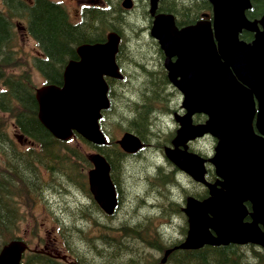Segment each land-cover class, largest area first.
<instances>
[{
	"label": "trees",
	"instance_id": "1",
	"mask_svg": "<svg viewBox=\"0 0 264 264\" xmlns=\"http://www.w3.org/2000/svg\"><path fill=\"white\" fill-rule=\"evenodd\" d=\"M105 1L108 3L107 8L91 7L84 10L82 19L73 24L60 4L48 0H34L30 4L4 0L6 11L0 10V82L3 87L0 90V113L8 114L16 129L31 139L35 146L21 149L6 130L5 119L0 118V247L19 238L22 221H25L27 213L31 214L36 204L47 208L45 192L52 194L73 185L89 194L86 183L88 159L66 142L52 137L36 118L37 104L33 96L35 85L31 81L30 70L42 74L47 83L60 85L64 64L76 58V45L101 42L108 30L116 31L122 38L117 60L132 67L135 72L129 76L130 83L123 87L126 96L113 97L116 108L104 113L103 118L110 116L121 119L125 127L144 142H164L166 124L159 116L161 110L156 105L162 103L164 107L168 104L169 97L164 94L166 80L159 69L155 71L157 66L153 67V71L155 61L151 56L155 46L148 40L149 37L145 39L146 33L140 32L144 29L143 21L149 16L147 1L137 0L138 6L133 10L134 13L122 9L118 0ZM252 4L253 7L247 10L248 16L264 14V0H252ZM209 8L207 0L158 1V9L172 14L178 26L200 19L201 14ZM21 13H26L28 33L36 41L39 53L32 58L31 66L25 71L13 73L15 68L24 65L15 51L16 33L12 23L14 16ZM96 150L109 163L111 179L117 188L118 177L126 171L134 175L142 172L141 168L132 170L135 164L125 162V154L112 143ZM168 175L166 170L158 179L166 183ZM136 185H140L139 182L132 186L131 195L137 192ZM146 197L160 201L172 199L170 192L158 194L149 191ZM175 207L176 204L170 202V208L174 210ZM92 208L82 213L74 211L75 217L72 216L74 219L71 223L79 225V228L64 226L63 229L62 225L58 226L74 263L28 252L22 264H264V249L250 244L231 243L222 246L204 245L195 250L174 249L166 256L165 262L160 263L164 250L169 246L163 241H169L168 234H159L151 226L130 222L139 216V210H147L145 207H139L130 218L125 214L126 220H122L117 229L109 224L95 223ZM49 211L54 212L51 208ZM83 218H88L89 224L94 222L98 233L91 239H84L83 242L79 240L80 243L74 242L72 245L67 238L69 230L81 236L85 232L81 223ZM36 227L32 228L34 232L38 230ZM80 247H84V251Z\"/></svg>",
	"mask_w": 264,
	"mask_h": 264
},
{
	"label": "water",
	"instance_id": "2",
	"mask_svg": "<svg viewBox=\"0 0 264 264\" xmlns=\"http://www.w3.org/2000/svg\"><path fill=\"white\" fill-rule=\"evenodd\" d=\"M207 1L212 7L210 22L199 20L179 28L171 15L161 14L150 30L164 51L170 80L184 93L182 107L187 114L183 121L187 124L179 130L176 142L206 133L217 139L208 161L223 190L207 184L210 198L187 199L189 231L180 247L252 243L264 248V30L245 17L249 0ZM122 4L131 6L130 0ZM155 6L156 0H151V10ZM261 24L264 29V17ZM242 30L256 31L251 44L239 40ZM118 42V36L109 33L104 43L78 46V60L65 65L62 85L47 84L35 90L37 119L55 138L66 141L75 132L95 145L105 143L98 120L109 106L104 77H120L115 64ZM194 113L206 115L205 123L190 126L188 117ZM117 143L129 153L142 146L128 132ZM167 154L193 179L204 182L203 159L170 150ZM89 160V190L101 209L111 214L116 197L109 165L99 153ZM247 201L250 222L243 221ZM27 249L21 240L7 242L0 248V264H21Z\"/></svg>",
	"mask_w": 264,
	"mask_h": 264
},
{
	"label": "flooded vegetation",
	"instance_id": "3",
	"mask_svg": "<svg viewBox=\"0 0 264 264\" xmlns=\"http://www.w3.org/2000/svg\"><path fill=\"white\" fill-rule=\"evenodd\" d=\"M33 1L34 0H26V2H33ZM48 1H51V0H48ZM99 1L100 0H98V2ZM146 1H147V10L149 12V10H150L149 0H146ZM251 4H252V1H251ZM137 6H138V1L133 0V8L131 9V11L133 12V10ZM252 7H253V4L251 5L250 9ZM158 13L167 14L166 12H161L158 9V3H157V8L155 9V13L152 14V17L149 14V16H147L146 19L143 21L144 28H147V27L149 28L154 15L158 14ZM203 13H206L208 15V19H209V17L211 16V7ZM245 15L249 20H256L258 22V29L260 31L263 29L261 21L264 17V14L257 15L255 17H253V16H248V13L246 11ZM196 21L197 20H195L193 23H195ZM193 23H190V24H193ZM175 24H176V22H175ZM187 25H189V24H187ZM140 31H142V30H140ZM148 32H149V29L145 30L144 33H146V35H144V37H145V39H146V37H149L148 40L153 42V45L155 46V48L152 49L153 52H152V56H151V58L154 59V61H155V64L153 63V65H152V69H153V67L157 66V69L155 68V71H157L159 69V72L165 76L166 83H165L164 94L167 95V97H169V101H172L173 99L182 100L184 98L183 91L181 89H178L177 87H175L173 85V82L171 83L170 78L167 74V70L164 66V62H165L164 61L165 60L164 52L161 50L157 41L148 35ZM144 33H141V34H144ZM255 33L256 32L244 30L242 32V35L243 34L245 35V36H243V40L246 43L251 44V42L255 38ZM159 63H160V65H159ZM120 67L126 73V74H124L123 77L124 78L128 77V78H125V79H127V80L124 79L125 81L124 80L123 81L122 80L121 81L120 80H114V84H110V86H109V95L112 96L115 92L118 95V97L124 98L126 95L124 94L123 87L130 83L129 76H131V74L133 72H135V69H133L132 67L129 68V67L125 66L123 64V62H121ZM153 71H154V69H153ZM174 107L175 108H173V109L176 110V112L170 113V115H183L184 114V110L181 106H179V104H175ZM203 119L205 121V118L203 117V115L201 113H194L190 117V124L196 125V123L203 122ZM177 121L178 120L172 122L169 125V127H170L169 131L167 130L166 131L167 133L165 132V136L168 137L167 141L165 142L167 147L174 148L175 150L180 149V150L188 151V149H191L192 146L200 145L201 140L198 139V140L190 141L184 145H179L176 147L174 146L175 134H176V131L178 130L177 127L179 128V123ZM165 124H166V128H167L168 124L167 123H165ZM165 136H163V137H165ZM204 138H209L212 142V146H214L216 144L215 138H213L211 136H209V137L205 136ZM154 143H155L154 141H149L148 144L141 150L142 151L141 155L139 152L137 153L138 155H140L138 157V162L140 164V168L142 170V173H140L139 175L136 176L137 178L134 180L132 185L129 184V182H127V175H128L127 171L123 174L122 179L119 182L117 192H118L120 199H121V206H120V208H121L120 213L121 214L116 213L115 219L121 223L123 222L122 220H126V218H127V215H125V214H128V218H130V217H132V213H134V215L137 213L139 207H145L147 210H142V211L139 210L138 211L139 216H136L135 219L131 220L130 221V222H132L131 224H134L140 217H142L144 212L153 213L152 219L149 220L151 225H152V223H157V226L161 227V226L165 225V222H167V221L172 222L171 218L166 217L167 210L169 209V206H170V200L169 201H164V200L160 201V200L155 199V198L154 199L148 198V197H146V194L149 191H154L155 193H158V194L159 193L167 194L168 192H170L171 197H172L171 201L184 203L185 199L187 198V196L185 197V193L188 192V194L190 195L188 197H193V198L201 201V200L207 198L208 196H210L209 189L206 186L207 183L218 186L219 179L215 175V170H214V174L211 171H209V173H207V176L209 177V179L205 178L206 183L194 182L188 176H186L185 174L180 172V170L175 166V164L172 162V160L164 154V152H163L162 156H160L159 153H161V151L157 147L155 149L157 154L153 155V153H155L154 152V146H155ZM194 149L196 150V147ZM134 156H135V158H137L136 155H134ZM134 156H128L127 159L125 160V162L130 163L131 159H133ZM166 170L169 172L170 175H168L166 183H163L158 179V176H160L161 174L164 175ZM132 176L133 175L131 174V177ZM137 182H139V184H140V185H136L137 189L135 191H137V192H135L134 195H131L132 186H134ZM172 191H174V192H172ZM84 205L87 207L92 206V205L95 206V208H94L95 214L94 215H96L97 222L100 225H102L106 221V218H105L104 214H102L100 208L95 203H93V201H91L90 198H87V200L85 199ZM244 205L246 206V208L248 209L247 211L249 212L251 210L250 209L251 208L250 203L247 201V202H244ZM248 219H249V216L246 215L245 220H248ZM168 225H170V224H168ZM175 225H178V228L179 227L185 228L181 233L186 234L187 226L189 225V218L186 215L185 210L182 211V214H178V216L176 217V220H175ZM49 234H50V232H49ZM181 236H182V238H180V240L183 241L185 239V236L184 237H183V235H181ZM51 244L56 245L55 242H51ZM52 245L45 243L43 245V249L48 250L49 253L56 254L57 249Z\"/></svg>",
	"mask_w": 264,
	"mask_h": 264
},
{
	"label": "rangeland",
	"instance_id": "4",
	"mask_svg": "<svg viewBox=\"0 0 264 264\" xmlns=\"http://www.w3.org/2000/svg\"><path fill=\"white\" fill-rule=\"evenodd\" d=\"M1 1L2 0H0V10L3 9ZM53 1L61 3V5L66 10L69 19L73 22L79 20L82 6L98 3V0H53ZM113 1L116 2V0ZM24 17H26V13H24ZM12 23H13L14 31L16 33L15 51L17 52V55L21 59V62L24 64L20 67L15 68V70H13V73H17V72L20 73L22 71H25L28 66H31L32 58L34 57V55H36L38 48L36 42L27 33L26 28L25 29L23 28L25 27L24 20L17 18L13 20ZM17 26H20V28L17 29ZM30 78L32 83L35 85V87H40L44 83L43 81L44 79L42 78V76L38 72L36 71L34 72V70H30ZM0 87H2L1 82H0ZM173 101H174L173 102L174 105L177 102L180 103L179 99L178 100L174 99ZM159 109L163 111L166 109V107H159ZM9 117L10 116L8 114L0 113V118L5 119L6 121L5 122L6 130L9 132L11 136H13L15 133V130L12 125L13 119ZM113 120H117V121L114 122ZM124 124H125L124 121H122L121 119L119 118L113 119L111 117H109V120L104 123V126L106 129H108V134L112 141L120 137V135L122 134V129L125 128ZM153 141L155 142V140ZM161 144L162 142L160 143V145ZM67 145H69L73 149H76L81 155L85 157H87L90 153L96 151V149H94L93 146H91L90 144H88L87 142L83 141L80 138L79 139L74 138L73 140H70L67 143ZM199 146L201 151L204 153H209L210 150H212V142L209 138H203L202 143ZM159 155L162 156L161 153H159ZM138 157L134 158L133 159L134 161L130 162V165L135 164L132 170L140 168L138 164ZM131 174L133 175L132 177ZM136 176L137 175H134V173L128 172L127 182H129V184L132 185L134 180L137 178ZM66 188H69V190L67 191H70V189L73 191H71L69 195L66 196L65 198H59L55 196L53 198V200L55 199L54 200L55 202H53V200H50V205L54 209V211L55 212L61 211L58 219L52 218L51 212L47 208H45V205L42 206L41 204H36L34 208L31 210V214L27 213L28 215H25L26 216L25 221H22L21 233L19 235L28 243L30 248L43 249V245L45 243L52 245L51 242H55L56 245H52V246H54L57 249L56 254L58 256H60V254L62 255L63 253H67L69 255V253L67 252L68 250L65 251L67 247L65 245V240L60 235L56 234V232L54 231V225L58 222L60 225L63 226L64 229L65 224L73 220L75 217L73 212L74 207L77 205H82L85 202L86 196L84 195L81 189H80L81 192L76 191V188L73 185ZM61 199L65 200L69 205L68 207H66V210L63 209V201H61ZM52 202L54 204H52ZM65 212L69 216H67ZM70 216L71 217L74 216V217L70 218ZM107 221L110 224H112L113 227L114 224L112 223V221L114 223L118 222V220L116 219L115 220L112 219L111 222L109 220ZM36 225L38 227V230L34 232L32 228ZM90 225L91 227L89 226L84 228L85 232H82L81 236H77L75 231L73 232L69 230L70 234L67 236V238H69V241L71 242L72 245L74 244V242L78 244L80 243V241L82 242L85 241L84 239H91L92 238L91 236L96 235L98 233V229L95 228V226L92 223ZM169 228H170L169 233L170 235H172V233L177 232L178 225L170 226ZM49 231L50 234H47V232ZM82 236L84 238H82ZM80 249L84 251L85 248L80 247Z\"/></svg>",
	"mask_w": 264,
	"mask_h": 264
},
{
	"label": "bare ground",
	"instance_id": "5",
	"mask_svg": "<svg viewBox=\"0 0 264 264\" xmlns=\"http://www.w3.org/2000/svg\"><path fill=\"white\" fill-rule=\"evenodd\" d=\"M164 189V188H163ZM169 193V192H168ZM173 195V194H172ZM149 241V240H148ZM61 255V254H60Z\"/></svg>",
	"mask_w": 264,
	"mask_h": 264
}]
</instances>
